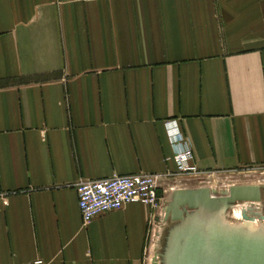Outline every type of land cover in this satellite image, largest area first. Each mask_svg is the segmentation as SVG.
I'll use <instances>...</instances> for the list:
<instances>
[{"label":"crops","instance_id":"0c3cea01","mask_svg":"<svg viewBox=\"0 0 264 264\" xmlns=\"http://www.w3.org/2000/svg\"><path fill=\"white\" fill-rule=\"evenodd\" d=\"M241 171L264 175V0H0V264H158L179 222L84 224L76 185L158 174L164 211Z\"/></svg>","mask_w":264,"mask_h":264},{"label":"water","instance_id":"95a60500","mask_svg":"<svg viewBox=\"0 0 264 264\" xmlns=\"http://www.w3.org/2000/svg\"><path fill=\"white\" fill-rule=\"evenodd\" d=\"M256 194V199L253 195ZM258 198V199H257ZM238 199L250 201L242 225H232L222 212ZM259 189L232 186L230 194L217 197L209 188L173 193L165 207V219L183 224L169 233L164 264H264V214L254 204ZM261 224L256 228L255 221Z\"/></svg>","mask_w":264,"mask_h":264},{"label":"built area","instance_id":"2783aa9c","mask_svg":"<svg viewBox=\"0 0 264 264\" xmlns=\"http://www.w3.org/2000/svg\"><path fill=\"white\" fill-rule=\"evenodd\" d=\"M180 145L174 155L178 174H196L198 170L192 164L194 154L189 147H184L183 138L176 139ZM158 174H114L99 179L82 180L76 185L78 206L84 224L90 223L96 217L123 208L129 203L140 202L153 209L154 216L164 218L163 198L160 196ZM36 264H42L37 261Z\"/></svg>","mask_w":264,"mask_h":264},{"label":"rangeland","instance_id":"374dc122","mask_svg":"<svg viewBox=\"0 0 264 264\" xmlns=\"http://www.w3.org/2000/svg\"><path fill=\"white\" fill-rule=\"evenodd\" d=\"M261 179V180H260ZM191 181V182H190ZM190 183H183L184 185H188L189 189H199V188H209L213 191L217 196H225L230 194V189L232 186H249L251 188L259 189L260 200L256 201L254 204L259 206V208L263 211L264 214V175L259 176L257 173L254 172H224V173H207L201 174L197 177H191ZM256 194L253 195V199H256ZM173 196L169 198L172 200ZM258 199V198H257ZM250 204V201H246L244 199H238L234 202V204L230 205L228 209H225L221 217L224 218L226 221H230L232 225H242L237 224L236 222H243V211L247 210ZM234 206H238L235 208ZM258 223V224H257ZM256 228L258 225L260 226V220L255 221ZM183 224H165L167 226L166 229L172 230V228H176L182 226ZM165 253L169 250V246L166 247ZM164 257L163 252L161 256H158V264H164L162 262Z\"/></svg>","mask_w":264,"mask_h":264},{"label":"bare ground","instance_id":"6f19581e","mask_svg":"<svg viewBox=\"0 0 264 264\" xmlns=\"http://www.w3.org/2000/svg\"><path fill=\"white\" fill-rule=\"evenodd\" d=\"M258 224V223H257ZM258 227H259V225H258Z\"/></svg>","mask_w":264,"mask_h":264}]
</instances>
